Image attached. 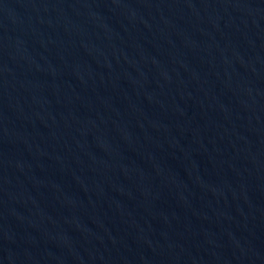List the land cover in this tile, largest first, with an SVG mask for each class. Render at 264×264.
Wrapping results in <instances>:
<instances>
[{
    "label": "water",
    "instance_id": "water-1",
    "mask_svg": "<svg viewBox=\"0 0 264 264\" xmlns=\"http://www.w3.org/2000/svg\"><path fill=\"white\" fill-rule=\"evenodd\" d=\"M0 264H264V0H0Z\"/></svg>",
    "mask_w": 264,
    "mask_h": 264
}]
</instances>
